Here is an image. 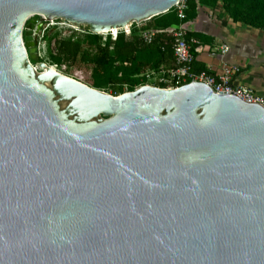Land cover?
Here are the masks:
<instances>
[{
  "label": "water",
  "instance_id": "obj_1",
  "mask_svg": "<svg viewBox=\"0 0 264 264\" xmlns=\"http://www.w3.org/2000/svg\"><path fill=\"white\" fill-rule=\"evenodd\" d=\"M177 1L0 0V264H264L263 107L30 63L43 21L101 32Z\"/></svg>",
  "mask_w": 264,
  "mask_h": 264
},
{
  "label": "trees",
  "instance_id": "obj_2",
  "mask_svg": "<svg viewBox=\"0 0 264 264\" xmlns=\"http://www.w3.org/2000/svg\"><path fill=\"white\" fill-rule=\"evenodd\" d=\"M218 0H187L184 19L177 15L175 7L165 13L156 15L145 25H132L129 36L123 33L112 40L107 37L101 45V36L88 34L75 41L57 39L56 33L47 36L48 43L54 41L55 52L66 61L82 60L94 64L92 72V86H111L112 95H119L124 91H131L139 85L145 84V78L138 76L148 70L158 72L166 67L174 66L172 52V36L165 30L180 25L196 17L197 4L216 7ZM222 8L234 22H241L264 29V0H221ZM155 29L151 43L146 44L138 35L141 30ZM188 36L192 34L187 32ZM96 52L90 54V49ZM192 52L195 54L194 50ZM118 61H120L118 63ZM166 66V67H165ZM195 69H199L195 64ZM156 87L166 88L165 84L154 83ZM126 89V90H125Z\"/></svg>",
  "mask_w": 264,
  "mask_h": 264
},
{
  "label": "crops",
  "instance_id": "obj_3",
  "mask_svg": "<svg viewBox=\"0 0 264 264\" xmlns=\"http://www.w3.org/2000/svg\"><path fill=\"white\" fill-rule=\"evenodd\" d=\"M181 25L199 40L194 48L195 54L193 53L194 69L196 64L199 68L196 70L207 69L218 73L224 62L239 65L241 73L236 77V82L250 87L256 94L264 97L263 28L234 22L222 8L221 0L217 1L216 7L198 3L196 17ZM221 43L229 46V52L224 56L220 53L211 55V48Z\"/></svg>",
  "mask_w": 264,
  "mask_h": 264
},
{
  "label": "built area",
  "instance_id": "obj_4",
  "mask_svg": "<svg viewBox=\"0 0 264 264\" xmlns=\"http://www.w3.org/2000/svg\"><path fill=\"white\" fill-rule=\"evenodd\" d=\"M177 10L178 17L182 20L185 17V9H187V0H178L173 6ZM68 23V22H67ZM141 23V22H140ZM140 23L135 22L136 27H140ZM132 23L126 27L117 28L116 31L109 29L99 32L104 38L110 36L114 40L118 34L123 33L129 36L132 32ZM75 27V25H71ZM172 38V52L174 58V67L168 70H160L155 72L148 70L138 76L145 78L144 85H153L154 83L165 84L166 88H178L193 82H200L208 86L213 92L223 95H232L243 102L255 103L264 108V97L256 94L250 87L237 83L236 77L241 73L239 65H232L224 62L222 69L218 73H213L207 69L196 70L193 67L195 56L192 52L199 40L193 36H188L183 26L177 25L165 30ZM155 29L141 30L138 34L142 40L149 44L153 41ZM229 46L225 43L219 44L211 48L210 54L220 53L222 56L229 52ZM126 90V89H125Z\"/></svg>",
  "mask_w": 264,
  "mask_h": 264
},
{
  "label": "rangeland",
  "instance_id": "obj_5",
  "mask_svg": "<svg viewBox=\"0 0 264 264\" xmlns=\"http://www.w3.org/2000/svg\"><path fill=\"white\" fill-rule=\"evenodd\" d=\"M30 18H39V16L34 15ZM141 22V23H140ZM142 25L147 23V20L139 21ZM133 25L135 24L132 23ZM72 24L64 22L62 19H53L52 21H43V25L36 33V44L38 46V51L35 55L36 59L30 60V63L33 67H38V63H44L47 66H52L55 68L57 72L63 74L65 76L74 78L82 83H85L91 87L92 86V72L94 68V64L91 62H83L82 60H76L74 62L66 61L59 57V55L55 52L54 41L51 43L45 39L47 36H50L53 33H56L57 39H67L71 37L82 38V31L86 28L85 25L72 27ZM103 39V36L100 35ZM90 54H92L90 52ZM120 61H118L119 63ZM38 70V69H37ZM96 89L102 90L109 94L112 93L111 86L101 85L98 87H94ZM112 95V94H111Z\"/></svg>",
  "mask_w": 264,
  "mask_h": 264
},
{
  "label": "flooded vegetation",
  "instance_id": "obj_6",
  "mask_svg": "<svg viewBox=\"0 0 264 264\" xmlns=\"http://www.w3.org/2000/svg\"><path fill=\"white\" fill-rule=\"evenodd\" d=\"M81 31H82L83 37L86 36V35H88V34H96V35H99V32H93V31L89 30V28H88L87 26H86V28H84V29L81 30ZM99 36H100V35H99ZM68 39H70V40H72V41H75V40L77 39V37H74V36H73V37L68 38ZM106 39H107V37H106V38L103 37V39L101 38V40H100V44H101V45H104ZM89 49H90V48H89ZM90 52H91V53L96 52V49L91 48V49H90ZM126 91H127V90H126ZM126 91H124V92H126Z\"/></svg>",
  "mask_w": 264,
  "mask_h": 264
},
{
  "label": "bare ground",
  "instance_id": "obj_7",
  "mask_svg": "<svg viewBox=\"0 0 264 264\" xmlns=\"http://www.w3.org/2000/svg\"><path fill=\"white\" fill-rule=\"evenodd\" d=\"M127 26H129V24H128V25H126V27H127ZM113 31H116V29H113ZM103 32H104V31H103ZM51 68H52L53 70H55V68H54V67H52V66H51Z\"/></svg>",
  "mask_w": 264,
  "mask_h": 264
}]
</instances>
